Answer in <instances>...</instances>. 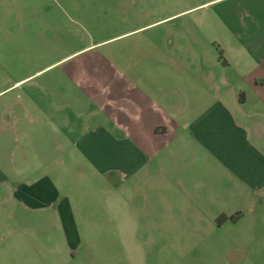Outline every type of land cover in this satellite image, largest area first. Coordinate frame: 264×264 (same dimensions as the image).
I'll use <instances>...</instances> for the list:
<instances>
[{
    "label": "crops",
    "instance_id": "0c3cea01",
    "mask_svg": "<svg viewBox=\"0 0 264 264\" xmlns=\"http://www.w3.org/2000/svg\"><path fill=\"white\" fill-rule=\"evenodd\" d=\"M186 12L197 23L179 38L108 76L67 66L41 78L52 63L10 78L3 64L0 264H142L98 259L81 241L84 198L63 184L85 163L137 187L153 215L264 230V0H199ZM220 215L238 216L217 226ZM254 239L263 250L236 264L264 260V235Z\"/></svg>",
    "mask_w": 264,
    "mask_h": 264
},
{
    "label": "rangeland",
    "instance_id": "374dc122",
    "mask_svg": "<svg viewBox=\"0 0 264 264\" xmlns=\"http://www.w3.org/2000/svg\"><path fill=\"white\" fill-rule=\"evenodd\" d=\"M198 2L0 0V77H4L3 64L10 65L4 68L10 78L28 76L52 63H57L50 67L53 71H44L47 73L41 78L67 66L80 71L106 70V76L114 73L115 67H132L138 57L148 54L151 43L179 38L183 23H197V13L184 12ZM41 74L30 79L37 82ZM100 92L92 89L90 97L96 102ZM67 176L65 191L84 198L81 204L86 213L76 216L83 229L81 241L95 247L98 259L113 263L125 258L142 264H236L250 248L263 250L254 237L264 235V230L246 223L211 232L205 220H183L162 214V209L161 214L156 211L153 215L139 189L128 184L123 187L115 173L99 174L85 163L84 167L69 168ZM239 243L242 250L236 246ZM124 244L127 247L121 249L126 250L119 251ZM242 264H264V260H244Z\"/></svg>",
    "mask_w": 264,
    "mask_h": 264
},
{
    "label": "trees",
    "instance_id": "16d2710c",
    "mask_svg": "<svg viewBox=\"0 0 264 264\" xmlns=\"http://www.w3.org/2000/svg\"><path fill=\"white\" fill-rule=\"evenodd\" d=\"M238 215H234L233 217H226V216H222L220 215L218 218L215 219V223L217 226H220L221 224H224L226 221H234L235 218H237Z\"/></svg>",
    "mask_w": 264,
    "mask_h": 264
}]
</instances>
